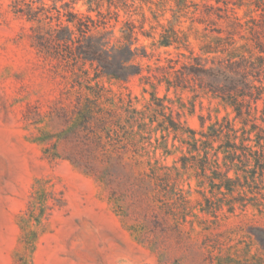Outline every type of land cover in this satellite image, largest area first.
I'll return each instance as SVG.
<instances>
[{"label": "rangeland", "instance_id": "rangeland-1", "mask_svg": "<svg viewBox=\"0 0 264 264\" xmlns=\"http://www.w3.org/2000/svg\"><path fill=\"white\" fill-rule=\"evenodd\" d=\"M11 1L0 0V264H264V201L259 209L248 205L244 210L227 211L223 206L201 211L205 201L191 170L179 177L173 194L147 177L139 181L118 174L99 180L74 164L70 157L78 150L77 142L64 139L70 122L52 114L56 104L71 106L73 95L66 92L70 72L36 53L29 25L12 13ZM142 1L134 0V8L144 12V29L155 40L163 29L153 16L165 29L187 33L195 52L205 27L236 33L234 18L244 24L248 15L261 12L248 6V0L241 7L230 2L229 10L233 9L218 19L205 14L202 6L216 7L213 0H189L187 13L176 18L178 0ZM125 18L121 13L120 20ZM120 27L116 25V35ZM150 42L139 36L140 44ZM155 59L137 58L133 64L145 68ZM98 82L110 91L109 97L130 100L136 109L150 101L137 75L125 82L105 78ZM164 94V86H159L156 96ZM167 97L173 99L174 93ZM181 97L187 108L180 121L191 129L199 130L198 117H206L208 111L212 120L232 117L228 107L211 97L194 98L189 91ZM192 100L194 111L189 113ZM102 140L104 150L97 148V159L91 162L106 166L104 152L128 161L131 151L122 133H111V139L103 135ZM170 142L169 137L168 148ZM161 153L157 150L156 157ZM180 155L175 151L159 162L171 166ZM138 159L135 177L148 172L147 157ZM204 192L211 198L208 186Z\"/></svg>", "mask_w": 264, "mask_h": 264}, {"label": "trees", "instance_id": "trees-1", "mask_svg": "<svg viewBox=\"0 0 264 264\" xmlns=\"http://www.w3.org/2000/svg\"><path fill=\"white\" fill-rule=\"evenodd\" d=\"M213 1L216 7L202 6L205 14L218 19L233 9L229 10L230 2L233 7L245 5L244 0ZM189 3L192 1L178 0L173 17L187 13ZM134 5V0L11 1L12 13L29 25L36 53L70 72L66 92L73 95L71 106L59 103L52 110L70 122L64 139L76 141L78 149L70 159L99 180L118 174L139 181L147 177L173 194L176 181L191 170L197 192L205 201L201 211H219L223 206L227 211L244 210L248 205L259 209L264 201V0H248V6L254 5L261 12L248 15L244 24L234 18L236 33L223 34L205 27L197 52L189 47L187 33L165 29L153 16L163 29L155 40L144 29V12L136 13ZM121 13L124 20H120ZM136 15L140 20L132 19ZM117 24H121L119 35L114 32ZM139 36L151 40L149 46L140 44ZM159 49L164 51L157 52ZM153 57V65L145 68L133 64L137 58ZM143 71L146 74L142 75ZM134 75L139 76L143 92L150 93V101L141 109L122 97L115 101L98 82L102 78L125 82ZM162 85L165 94L157 97V88ZM170 91L173 99L167 97ZM184 91L193 93L194 98L204 95L218 100L231 110L232 117L212 120L208 111L206 117H198L199 130L184 126L180 121L187 108L181 97ZM188 103L189 113H193L194 100ZM119 132L131 151L128 161L104 152L106 166L91 162L97 159V148L104 150L103 135L111 139V133ZM157 150L162 151L160 157L175 151L181 155L171 166H164L156 157ZM144 156L148 172L135 177L133 169ZM231 171L233 177L229 176ZM207 186L211 198L204 194ZM178 194H182L181 189Z\"/></svg>", "mask_w": 264, "mask_h": 264}]
</instances>
